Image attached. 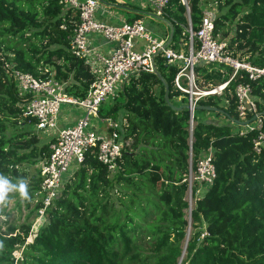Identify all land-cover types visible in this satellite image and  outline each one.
Returning a JSON list of instances; mask_svg holds the SVG:
<instances>
[{"label":"trees","instance_id":"obj_1","mask_svg":"<svg viewBox=\"0 0 264 264\" xmlns=\"http://www.w3.org/2000/svg\"><path fill=\"white\" fill-rule=\"evenodd\" d=\"M203 3L215 7L214 34L227 40V51L264 68V0H187L189 15L181 0H169L161 16L173 29L170 47L186 48L188 24L198 28ZM138 13L126 21L139 19ZM77 22L76 10L65 9L59 0H0V173L13 182L28 178L20 170L23 164L38 168L49 156L53 137L40 140L38 135L46 133L23 117L20 103L28 96L21 95L3 63L13 62L35 76L53 72L68 82L69 94L85 96L95 76L68 50ZM168 35L166 31L164 37ZM156 65L171 103L186 104V96L173 85L177 66L162 55ZM195 74L197 85L209 88L229 80L232 68L201 63ZM239 83L251 86L264 118V75L250 80L244 71L220 95L204 97L198 105L223 109L238 119L234 90ZM178 97L180 103L174 102ZM111 98L114 103L104 118L121 122L120 135L128 142L115 171L98 161L96 148L90 149L32 238L27 241L29 218L36 217L40 203H34L25 224L0 233L5 244L0 264H177L186 241L184 264H264V146L259 153L253 150L257 130L239 134L224 115L223 122H216L215 115L206 113L217 112L195 109L190 141L188 109L168 106L164 86L150 72L132 76ZM196 112L204 118L196 119ZM209 150L215 177L211 184H199L205 192L194 200L189 221V168ZM28 179L26 206L39 189V170ZM196 189L192 187L193 195Z\"/></svg>","mask_w":264,"mask_h":264},{"label":"built area","instance_id":"obj_2","mask_svg":"<svg viewBox=\"0 0 264 264\" xmlns=\"http://www.w3.org/2000/svg\"><path fill=\"white\" fill-rule=\"evenodd\" d=\"M59 1L65 9L72 8L78 14V22L69 39L68 50L75 57L83 59L95 76L85 96L69 94L68 82L56 79L53 72L45 70L43 72H48V75L43 76L44 73L41 72L39 76H35L16 69L13 62L3 63L4 70L12 77L21 95L28 96L26 103H20L24 107L23 117L33 119L37 131L54 134L49 144V156L38 164L40 186L33 195V203H40L35 217L38 221L45 217L47 209L90 149L96 148L98 161L110 171H115L124 145L128 144L120 135L122 123L112 118H102L104 125L99 127L97 122L91 123L90 117L98 118L100 105L107 97L116 95L132 76L157 70V56L162 55L167 64L178 68L173 85L187 98L192 128L194 106L198 105V101L210 95H220L238 71L246 72L250 80L264 75V68L233 57L227 51V40L215 37L217 12L212 3H203L198 28L193 30L189 23L187 46L176 51L167 43L168 36L153 35L141 19L114 25L99 20L96 16L100 5L98 0ZM168 1L148 0L153 7L152 12L159 16ZM181 2L189 13L187 0ZM91 35H98L100 39L111 44V50L107 54L93 50ZM201 63L225 64L232 68V74L229 80L216 86L199 87L196 83L195 67ZM234 96L238 120H250L245 125H238L239 127L235 124L236 131L244 134L252 128L256 129L253 150L259 153L264 146V118L258 111L251 86L248 83H239L235 87ZM62 104L79 107L85 111V115L77 116L72 125L60 127ZM211 157L212 151L209 150L198 159L194 169L190 168V188L192 179L202 185L212 183L215 169ZM63 174L66 176L63 177ZM191 208H188L189 215ZM31 233L30 230L27 241L32 236Z\"/></svg>","mask_w":264,"mask_h":264},{"label":"rangeland","instance_id":"obj_3","mask_svg":"<svg viewBox=\"0 0 264 264\" xmlns=\"http://www.w3.org/2000/svg\"><path fill=\"white\" fill-rule=\"evenodd\" d=\"M104 1L107 2L108 4L112 5L110 7L112 10H116L118 12V14H122L123 9H119L115 6L117 4L116 0H104ZM125 1L130 3L131 5L135 4L138 6L139 3L143 0H134V1L133 0L132 1L131 0H125ZM144 1H145V5L147 6L146 8H148V9L137 8L139 11V13H138L139 19H141L142 22L145 25H147V27L150 29V31L153 35L164 37L165 32L169 31V26L164 21H162V20L158 19L156 16H154L155 13L152 12V9H153L152 5L148 2V0H144ZM98 3L101 5V2L98 1ZM131 10H132V11H130L131 14L136 13V9H131ZM128 15L129 14L125 12V16L127 17ZM133 16H135V15H132V17ZM188 26H189V24H188ZM155 92L159 93V87L158 86L155 88ZM111 97L112 96L107 97L106 100L100 105V108H102V109L99 108L100 111L98 112V116H99L98 118L90 117L91 123L95 124L97 122L99 127H102L104 125V121L102 120V118H104L106 115H108V113L110 111V107L114 103V101ZM180 101H181V99L179 97L174 99V102H176V103H180ZM61 111H62L61 119L67 118V120H70L74 116L80 117V116L85 115L84 110H82L79 107H76L74 105L62 104L61 105ZM119 113L121 114L122 111H120ZM206 114L215 115L216 122L217 121L223 122L222 120L224 118H223V115H221V114L209 113V112H207ZM195 115L197 117L196 119L204 118L203 114H201L200 112H196ZM206 116H211V115H206ZM62 123L65 126H69V125L73 124V122H69L66 120L63 121ZM38 136H39L40 140L48 141L50 136H52V135L51 134L50 135L39 134ZM20 170H24L27 173L28 178H29L30 176L37 174L38 168H37V165L23 164L20 167ZM65 176H66V174H63V177H65ZM187 182H188V189H187V192L185 195V199H186V201H188L189 204H192V206H190V207H193L194 200L197 197H199V195L201 196L205 192V187L199 185V183L196 180L192 179V187L194 186L196 188V186H197L196 192L193 195L192 194V187L189 188V184H190L189 183V173L187 176ZM33 207H34V203H30L29 206H26L25 200L22 199L18 193L10 194V203L4 208L3 213H2V215L5 216L6 219H0V233L4 232L6 230V228L10 225H15L16 227H19L20 225L25 224V222L28 221L27 215ZM185 213H186V218L190 221V215L188 213V208L186 209ZM29 221H32V224H31V232H32L31 235L32 236L30 237V238H32L34 233L37 232L39 226H41L45 223V217L39 221L37 218L30 217ZM190 230H191V225L188 226V229H187L188 235L186 237V240L189 237ZM15 253L17 254V257H19L21 255V249L16 250ZM184 258H185V251L181 254V257L179 258L177 264H184V263H182V260Z\"/></svg>","mask_w":264,"mask_h":264},{"label":"crops","instance_id":"obj_4","mask_svg":"<svg viewBox=\"0 0 264 264\" xmlns=\"http://www.w3.org/2000/svg\"><path fill=\"white\" fill-rule=\"evenodd\" d=\"M99 2H101V5H99V8L97 9V18L101 21H105L109 24H119L122 23L124 21H126L127 19L131 18L132 15L135 14H131L130 11H132L131 9H136V13L138 11L137 8L140 9H148L146 8L147 6L145 5V1H141L139 3V5H135L133 4V6H131L130 3L126 2L125 0H116V7L119 9H123L122 14H118V12L116 10H112L110 7L112 5L108 4L107 2H105L104 0H98ZM132 1V0H131ZM134 1V0H133ZM128 13L129 15L126 17L125 16V12ZM169 33V31H168ZM90 42H91V48L93 50H95L96 52H101L104 54H107V52H109L111 50L112 45L109 43H106L103 39H100V37L98 35H91L90 36ZM77 116H74L73 118H71L70 120L67 119H60V123L59 126H65L63 125V121H69V122H73L76 120ZM50 135V134H47ZM53 137L54 134H51ZM200 197V195H199Z\"/></svg>","mask_w":264,"mask_h":264},{"label":"clouds","instance_id":"obj_5","mask_svg":"<svg viewBox=\"0 0 264 264\" xmlns=\"http://www.w3.org/2000/svg\"><path fill=\"white\" fill-rule=\"evenodd\" d=\"M12 193H18L24 200L30 199L29 180L21 177L17 178L16 181L13 182L11 178L0 173V219H6L2 213L4 208L10 203V194ZM4 250L5 244L3 241H0V253Z\"/></svg>","mask_w":264,"mask_h":264},{"label":"water","instance_id":"obj_6","mask_svg":"<svg viewBox=\"0 0 264 264\" xmlns=\"http://www.w3.org/2000/svg\"><path fill=\"white\" fill-rule=\"evenodd\" d=\"M188 15H189V13H188ZM154 16H156L158 19H160V20L165 22V20H164V18L162 16H159V15H156V14ZM165 23L169 26V29H170L169 35H168V40H167V43L169 44L171 42V39H172L173 29L170 26V24H168L167 22H165ZM153 73L157 75V77L161 81L162 85L164 86V100H165V103L168 106H170L171 108H173L174 110H181L182 108H186V109L189 110L190 109V105L189 104H182L181 106H175V105H173L171 103L170 98H169V86H168V84L166 83L164 78L159 74V72L156 69L154 70ZM194 109H203V110L217 112L219 114L224 115L230 122H232L233 124H236V125H245V124L249 123V121H250V120H247V121L238 120L237 118H234V117L228 115L223 109H220V108H217V107H214V106L196 105V106H194ZM252 120H253V118H252ZM189 122H190L189 133H190V141H191L192 129L193 128H192V121L190 119H189ZM190 168H189V170H190ZM188 208H190V204L189 203H188ZM186 245H187V241L185 242L183 252L186 250Z\"/></svg>","mask_w":264,"mask_h":264},{"label":"bare ground","instance_id":"obj_7","mask_svg":"<svg viewBox=\"0 0 264 264\" xmlns=\"http://www.w3.org/2000/svg\"><path fill=\"white\" fill-rule=\"evenodd\" d=\"M191 206H192V204H191ZM193 208V207H192Z\"/></svg>","mask_w":264,"mask_h":264}]
</instances>
